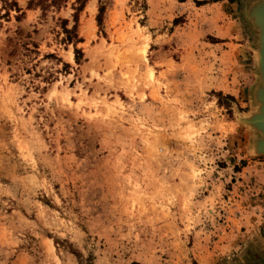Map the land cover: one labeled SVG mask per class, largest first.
<instances>
[{
	"label": "rangeland",
	"instance_id": "1",
	"mask_svg": "<svg viewBox=\"0 0 264 264\" xmlns=\"http://www.w3.org/2000/svg\"><path fill=\"white\" fill-rule=\"evenodd\" d=\"M5 1L0 264H264L259 0Z\"/></svg>",
	"mask_w": 264,
	"mask_h": 264
},
{
	"label": "water",
	"instance_id": "2",
	"mask_svg": "<svg viewBox=\"0 0 264 264\" xmlns=\"http://www.w3.org/2000/svg\"><path fill=\"white\" fill-rule=\"evenodd\" d=\"M261 3H258V6L254 7L252 11L249 13V17L253 20V23L255 24V27L261 30V36L259 41V47L258 51L262 48L264 50V12H261V8L264 10V3L263 5H260ZM260 5V6H259ZM264 52V51H263ZM261 71H260V80L261 82L264 81V59L262 61V64L260 65ZM263 88V87H262ZM260 88V89H262ZM264 92V90L262 89ZM257 93H259V89H257ZM260 95V93H259ZM259 121V122H258ZM247 123H249L251 126H253L257 131H259L261 134H264V117H260L259 120L256 119V117L253 115L250 119L247 120ZM257 148L256 151L257 153L264 154V141H257L256 143Z\"/></svg>",
	"mask_w": 264,
	"mask_h": 264
},
{
	"label": "bare ground",
	"instance_id": "3",
	"mask_svg": "<svg viewBox=\"0 0 264 264\" xmlns=\"http://www.w3.org/2000/svg\"><path fill=\"white\" fill-rule=\"evenodd\" d=\"M258 3H261L260 5H263V3H264V0H259L258 1ZM258 3H256V5L258 6ZM255 5V6H256ZM259 5V6H260ZM254 6V7H255ZM256 6V7H257ZM261 12L263 13L264 12V10L261 8ZM245 14V13H244ZM252 22V21H251ZM254 25V24H253ZM257 30V32H258V34H257V37H258V40L260 39V37L261 36H263V35H261L260 33H261V30L259 29V27L256 29ZM254 32V31H253ZM261 35V36H260ZM262 38V37H261ZM259 42V41H258ZM264 50L261 48L260 49V51H258V53L256 54V62H257V64H258V71H259V77L261 76V74H260V71H261V67H260V65L262 64V61H263V59H264V52H263ZM144 53H145V51L143 50L142 52H141V55L142 56H144ZM256 64V65H257ZM261 79V78H260ZM258 86H257V89H259V93H260V95H259V93H257V89H255L256 90V111H255V113L253 114L255 117H256V119H258L259 120V118L260 117H264V92L262 91V89L264 90V81L263 82H261V80H259V82H258V84H257ZM263 87V88H262ZM260 88H262V89H260ZM255 95V94H254ZM251 116V115H250ZM248 117V116H247ZM243 119V118H242ZM241 119V120H242ZM245 120V119H244ZM247 122V121H246ZM245 122V123H246ZM259 122V121H258ZM249 124V123H248ZM252 129H253V126L251 127ZM256 141H264V134H262V137L260 138V139H257ZM257 143V142H256ZM257 145V144H256ZM255 145V147H254V149L256 150V148H257V146ZM257 152V151H256Z\"/></svg>",
	"mask_w": 264,
	"mask_h": 264
},
{
	"label": "trees",
	"instance_id": "4",
	"mask_svg": "<svg viewBox=\"0 0 264 264\" xmlns=\"http://www.w3.org/2000/svg\"><path fill=\"white\" fill-rule=\"evenodd\" d=\"M0 1H1V0H0ZM4 1H5V0H4ZM5 4H6V5L9 4L8 7H14L16 10H18V8H17V4H16L13 0H11V2L5 1ZM4 16H7V13H6Z\"/></svg>",
	"mask_w": 264,
	"mask_h": 264
}]
</instances>
